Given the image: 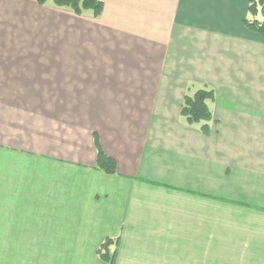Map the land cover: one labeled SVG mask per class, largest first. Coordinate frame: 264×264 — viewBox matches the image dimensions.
<instances>
[{
    "label": "crops",
    "instance_id": "0c3cea01",
    "mask_svg": "<svg viewBox=\"0 0 264 264\" xmlns=\"http://www.w3.org/2000/svg\"><path fill=\"white\" fill-rule=\"evenodd\" d=\"M100 1L93 16L0 0L11 264H264V38L244 25L250 0ZM188 87L213 92L206 133L180 112ZM106 239L113 263L98 255Z\"/></svg>",
    "mask_w": 264,
    "mask_h": 264
},
{
    "label": "trees",
    "instance_id": "16d2710c",
    "mask_svg": "<svg viewBox=\"0 0 264 264\" xmlns=\"http://www.w3.org/2000/svg\"><path fill=\"white\" fill-rule=\"evenodd\" d=\"M48 0H37L43 4ZM58 7L69 8L77 14L89 11L93 16H97L102 9L100 0H51ZM244 25L250 30L256 31L264 38V0H250L248 4V16L244 19ZM213 100V92L207 88H199L191 94H185L181 104L180 112L185 116L188 124H201L200 130L206 133L208 122L212 118L208 102ZM96 167L107 173H114L116 163L107 157L101 149H98ZM118 240V239H116ZM117 242V241H116ZM112 244L111 239H106L98 248L99 257L113 263L115 252H109L108 244Z\"/></svg>",
    "mask_w": 264,
    "mask_h": 264
},
{
    "label": "rangeland",
    "instance_id": "374dc122",
    "mask_svg": "<svg viewBox=\"0 0 264 264\" xmlns=\"http://www.w3.org/2000/svg\"><path fill=\"white\" fill-rule=\"evenodd\" d=\"M43 4H45V5H51V6H53L54 4L53 3H51V0H48V1H46V2H44ZM53 4V5H52ZM54 6H56V5H54ZM57 7V6H56ZM61 8H63V7H61ZM91 14V13H90ZM191 87H193V86H191ZM195 91V88L194 89H191L190 87H188V91L186 92L187 94L189 93V94H191L192 92H194ZM187 122V121H186ZM188 123V122H187ZM192 125V124H191ZM200 125L201 124H199V129H200ZM4 173V171L3 170H0V179H1V175ZM5 174V173H4ZM6 175V174H5ZM7 182H8V184L10 183V180H7ZM9 189H10V184H9ZM196 190L197 191H200V192H207L206 190H207V188L206 187H196ZM203 230V229H202ZM199 231H200V229H199ZM206 234H203V233H201V234H198L197 236H200V240L199 241H203L204 240V236H205ZM198 241V242H199ZM11 235L10 234H8V233H6V234H2V233H0V264H11V258H10V256H11V254L12 255H15V250H12L11 249ZM2 246L4 247L5 246V248H2ZM212 264H215V263H212Z\"/></svg>",
    "mask_w": 264,
    "mask_h": 264
}]
</instances>
